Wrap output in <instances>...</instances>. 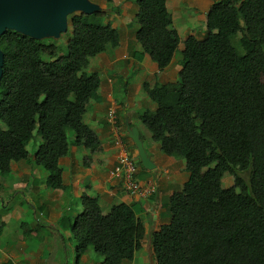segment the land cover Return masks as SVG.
<instances>
[{
	"label": "trees",
	"instance_id": "1",
	"mask_svg": "<svg viewBox=\"0 0 264 264\" xmlns=\"http://www.w3.org/2000/svg\"><path fill=\"white\" fill-rule=\"evenodd\" d=\"M166 2L135 1L136 43L160 70L180 43ZM104 17L69 15L64 46L10 30L0 36L1 174L28 159L26 146L36 136L32 163L47 172L48 188L60 189L58 162L70 144L98 148L83 118L88 103L100 100L89 62L119 45L117 30L97 22ZM144 91L157 109L140 115V125L163 155L183 159L188 173L169 198L170 222L150 235L154 263L264 264V0L214 1L204 39L183 43L177 81ZM71 234L77 259L90 247L102 264H123L145 229L129 206L102 215L97 197L83 196Z\"/></svg>",
	"mask_w": 264,
	"mask_h": 264
},
{
	"label": "crops",
	"instance_id": "2",
	"mask_svg": "<svg viewBox=\"0 0 264 264\" xmlns=\"http://www.w3.org/2000/svg\"><path fill=\"white\" fill-rule=\"evenodd\" d=\"M89 1L105 13L103 24H110L119 34V45L92 58L87 71L99 77L100 100L88 103L83 122L97 136L99 146L91 151L70 144L68 154L58 162L63 184L60 189L47 187V172L32 163V155L12 163L8 173H0V264H102L103 256L90 247L79 259L75 256L71 226L81 211L83 196L97 197L102 215L114 206H129L144 226L145 236L133 259L123 264H155L150 235L170 222L169 198L188 180L185 161L163 155L140 125L139 116L157 109L144 85L155 88L177 81L183 43L188 37L204 39L207 13L216 0H167L170 29L175 30L180 43L163 70L142 54L136 43V0ZM181 5L194 10L191 28L176 25L180 23L174 19V12L179 15ZM110 107L115 109L117 126L130 156L139 163L137 151L126 135V121L138 129L155 165L151 171L139 167L136 177L141 184L154 185L155 192L148 197L127 194L120 181L110 176L118 157L106 121Z\"/></svg>",
	"mask_w": 264,
	"mask_h": 264
},
{
	"label": "water",
	"instance_id": "3",
	"mask_svg": "<svg viewBox=\"0 0 264 264\" xmlns=\"http://www.w3.org/2000/svg\"><path fill=\"white\" fill-rule=\"evenodd\" d=\"M98 11L99 6L89 0H0V36L10 30L39 41L58 39L67 31L69 15H91ZM2 66L3 53L0 50V80ZM125 131L137 151L141 167L154 170L155 165L144 149L138 129L126 121Z\"/></svg>",
	"mask_w": 264,
	"mask_h": 264
},
{
	"label": "built area",
	"instance_id": "4",
	"mask_svg": "<svg viewBox=\"0 0 264 264\" xmlns=\"http://www.w3.org/2000/svg\"><path fill=\"white\" fill-rule=\"evenodd\" d=\"M106 121L114 135V145L118 149L117 162L110 171V176L120 181L123 190L127 194L140 198L150 196L155 192V187L151 183L141 184L137 180L139 165L130 156L127 145L124 143L123 136L117 126V117L114 108L110 107L108 109Z\"/></svg>",
	"mask_w": 264,
	"mask_h": 264
},
{
	"label": "rangeland",
	"instance_id": "5",
	"mask_svg": "<svg viewBox=\"0 0 264 264\" xmlns=\"http://www.w3.org/2000/svg\"><path fill=\"white\" fill-rule=\"evenodd\" d=\"M183 12V13H182ZM179 16V17H177ZM194 10L193 9H188V7L186 5H181V9H180V13L179 15L178 14H175L174 12V19L176 18V21L180 24H176V25H185L186 27H192L193 25V19H194ZM101 20H97V22L100 24V23H104L105 21V17L102 19L100 18ZM107 19V18H106ZM135 23V21H134ZM137 25V24H136ZM70 38V31H67L66 33H63L61 34V36L58 38V39H53V38H45L43 39L44 43L48 44V43H51V42H54L56 45H59V46H64V44L68 41V39ZM107 50H110V49H107ZM245 48H238L237 49V52L240 53L242 51H244ZM44 59H47V57ZM88 71V69H87ZM72 136H73V133L72 132H68V138L69 140L71 141L72 140ZM40 140L38 137H34V139L29 142L28 146H27V151H28V154L29 156L33 155V152L36 150V148L39 146L40 144ZM45 171V170H43ZM2 177V176H0ZM224 186L227 188V187H230L232 186L233 184V178L232 177H225V179L223 180V183ZM16 201V199L14 201H12V204H14Z\"/></svg>",
	"mask_w": 264,
	"mask_h": 264
}]
</instances>
